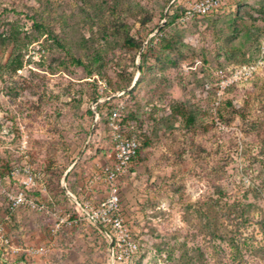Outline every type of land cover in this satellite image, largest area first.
<instances>
[{"label":"rangeland","instance_id":"1","mask_svg":"<svg viewBox=\"0 0 264 264\" xmlns=\"http://www.w3.org/2000/svg\"><path fill=\"white\" fill-rule=\"evenodd\" d=\"M186 1L0 0V63L11 52L3 35L8 23L32 42L33 62L0 82L2 189L22 181H7L13 167L40 172L41 182L28 195L40 194L48 211L21 209L5 221L0 189V223L11 243L25 248L49 240L55 214L79 220L56 239L50 255L25 258L0 247V264H110L106 239L100 251L89 249L92 236L83 230L96 228L83 220L64 186L70 182L83 202L86 181L97 164L108 162L105 119L118 103L125 107L123 125L136 122L140 142L132 171L117 183L119 215L138 246L131 264L231 263L229 247L214 238L209 224L215 200L237 199L253 212L264 210V0H228L221 14L181 25ZM34 22L51 29L63 49L46 42ZM127 39L140 48H130ZM74 59L83 65L75 66ZM62 61L68 64L58 67ZM242 66L256 71L245 79ZM96 79L106 84L102 96ZM222 81L228 85L214 111ZM101 98H111L110 105L98 107L101 119L95 121L90 104ZM48 186L62 189L74 205L61 194L50 207ZM106 192L98 186L88 200L102 202ZM227 224L222 221L221 232H229ZM240 233L261 248L250 253L242 246L244 264H264V236L255 223Z\"/></svg>","mask_w":264,"mask_h":264},{"label":"built area","instance_id":"2","mask_svg":"<svg viewBox=\"0 0 264 264\" xmlns=\"http://www.w3.org/2000/svg\"><path fill=\"white\" fill-rule=\"evenodd\" d=\"M228 0H187L178 23L185 25L193 21H200L205 16L220 10ZM256 71L255 66H242L239 74L244 75L248 79ZM217 75H222L221 71ZM228 83L222 81L220 88L216 93V100L212 104L215 111L219 106L220 100L224 94V90ZM99 95H103L106 90L105 82L98 83ZM119 97V96H118ZM111 98H101L90 104L94 113L95 121L99 120L97 114V106ZM126 115L124 114V106L122 103L116 104L107 117V123L110 136L109 160L111 164H97L95 172L86 181L82 189L83 202L79 203L76 197L68 192V197L73 201L80 211L83 213V220L92 227H95L107 240V252L110 257V264H131L133 257L138 252L137 244L131 239L124 221L119 215L120 195L118 188V180L125 177L129 173L130 163L136 155L139 148V142L135 135L138 127L136 122H130L123 125ZM18 177L22 179L19 186L15 189H2L3 178L0 173V189L2 190L3 199L10 213L18 210H31L34 212L48 213L47 207L35 197H29L28 192L37 182H41L42 175L40 172L34 173L27 166H16L11 169L7 176V181L11 182ZM9 184V183H8ZM106 188V197L104 201L92 205L88 200V196L93 194L96 187ZM45 189L39 190V192ZM77 208V212H78ZM9 220V215L5 217V221ZM78 219H73L72 215L55 214V221L49 230V240L41 246H28L25 248L16 247L11 243L7 235V229L4 223H0V247L12 254L13 256L25 257H42L50 255L56 247V239L64 232L73 229L78 224Z\"/></svg>","mask_w":264,"mask_h":264},{"label":"trees","instance_id":"3","mask_svg":"<svg viewBox=\"0 0 264 264\" xmlns=\"http://www.w3.org/2000/svg\"><path fill=\"white\" fill-rule=\"evenodd\" d=\"M36 1L40 2V0H36ZM222 8L220 10H218L217 12H214L210 15L205 16L203 19L213 17L215 15H218V13L221 14ZM203 19H201V20H203ZM196 22H199V21H196ZM33 27L36 29V31L38 32L39 35L44 37V40L46 42L54 43L55 45H57L58 47H61L63 49V45L59 42V39L57 38V36L45 24H43L41 22H34ZM3 35L6 36V39H8V41L11 45V52L9 54V58L7 59L6 63H4V64L0 63V82H2V83L4 81L3 78L5 75L14 76V75L20 73L26 65H28L29 63H33L31 60V57L29 55V48H28L32 44L31 41L26 42V40H25L26 37H24V38L21 37V35L17 32V30L15 29V27L11 23H8L4 26ZM36 41H38V40H36ZM126 43L132 49L138 50L140 48V44L135 43L132 39H127ZM71 61L74 63L75 66L83 65L78 60L74 59ZM66 64H68V62L62 61V62H60L58 67H65ZM39 65L40 66L45 65V59L44 58L41 57ZM96 80H97V82H96L97 84L99 82H104V80H99V79H96ZM109 101L110 100H106V101L102 102L101 104H99L97 106L96 109L98 110V107L100 105H106V104L110 105L108 103ZM112 109H113V107L109 109L107 117L110 115ZM124 109H125V107H124ZM107 117L105 119L106 129L108 132V137L110 139ZM184 117L187 120V123L189 125H191L193 123V117H191L190 115H188L187 117L186 116H184ZM100 119L101 118L99 115V121H100ZM136 132H138V127L135 130V135H136L138 142H139L138 134H136ZM139 150H140V142H139V148L136 152V155L131 160L129 173L132 171V165L134 164V161L138 156ZM108 157H109V154L107 155L108 162L106 164L110 165L111 161L109 160ZM70 174H71V171L67 175L66 183H67V180H68ZM1 177H2V174H1ZM119 180H118V182H119ZM43 186L46 187L44 183H43ZM66 188L71 194L73 193V185L70 182L67 183ZM47 189H49L47 195H48V200L50 201L49 202L50 207L54 206L57 203V199H58L59 195H61V194L64 197V201H68V203L73 204L71 202V200L66 196L65 192L62 189H59V192H57V193H56V191H53L52 187L49 188V186H48ZM35 196H36L35 198L39 199L40 194L36 193ZM214 205H216V207H218V208H217L215 216L211 222V225L209 224V227L212 228V230L214 231V238L219 239V241L221 243H224L227 245V247H229V249H230L229 260L231 262L230 264H244V260L242 258V254L240 251L242 246L245 247L246 249H248V251L250 253H254L258 249L261 250V248H256L253 245L252 246L248 245L247 244L248 240L242 237V235L240 233V229L254 222L256 227H257V230L259 232H261L262 235L264 236V210L256 209L255 212H253L254 209H253V206L251 204H244L241 202V200H237V199H234V201H232L231 203L224 202L222 204H221L220 200H215ZM6 210H7L8 215L13 214V213L9 212L8 208H6ZM72 217L76 218V215H74ZM226 219L228 222L226 221ZM222 221H223V223H225V222L230 223V224H227L231 228L229 230V232L228 231L225 233L221 232L220 228H222V226H223ZM174 251H175L174 245L168 247L167 252H168L169 258H171L174 255ZM186 256H187V254H182V259L183 258L185 259ZM190 261H191V259H187L186 263H189ZM215 264H228V263L222 262L221 260L217 259L215 261Z\"/></svg>","mask_w":264,"mask_h":264},{"label":"crops","instance_id":"4","mask_svg":"<svg viewBox=\"0 0 264 264\" xmlns=\"http://www.w3.org/2000/svg\"><path fill=\"white\" fill-rule=\"evenodd\" d=\"M84 231V233L86 234V235H90V236H92V240H93V243H89L88 242V239H87V241H86V243H87V245L89 246V249L91 250V251H93V252H97V251H100L103 247H102V242L104 241V237H103V234L99 231V230H94L95 232H93V230H90V232H87V231H89V229L88 230H83ZM68 232V231H67ZM86 240V239H85ZM83 241H81V243H82ZM24 246H34V245H26V244H24ZM21 247V246H20ZM26 258V257H25Z\"/></svg>","mask_w":264,"mask_h":264},{"label":"water","instance_id":"5","mask_svg":"<svg viewBox=\"0 0 264 264\" xmlns=\"http://www.w3.org/2000/svg\"><path fill=\"white\" fill-rule=\"evenodd\" d=\"M68 172H69V171L66 172L65 177H66V175H67ZM65 177H64V178H65ZM64 191H65L66 194L68 195V191H67V189L65 188V186H64Z\"/></svg>","mask_w":264,"mask_h":264}]
</instances>
